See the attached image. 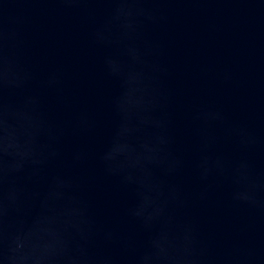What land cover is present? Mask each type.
Wrapping results in <instances>:
<instances>
[{
  "label": "water",
  "instance_id": "1",
  "mask_svg": "<svg viewBox=\"0 0 264 264\" xmlns=\"http://www.w3.org/2000/svg\"><path fill=\"white\" fill-rule=\"evenodd\" d=\"M0 264H264V0H0Z\"/></svg>",
  "mask_w": 264,
  "mask_h": 264
}]
</instances>
